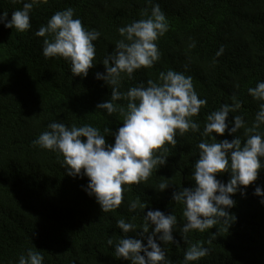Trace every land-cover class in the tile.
Returning <instances> with one entry per match:
<instances>
[{
	"label": "trees",
	"instance_id": "16d2710c",
	"mask_svg": "<svg viewBox=\"0 0 264 264\" xmlns=\"http://www.w3.org/2000/svg\"><path fill=\"white\" fill-rule=\"evenodd\" d=\"M154 4L160 5L169 25L157 41L161 58L153 67L135 72L133 79L125 77L121 91L146 85L149 79L158 81L161 72L174 70L191 76L198 97L207 100L194 118L201 132L207 115L232 105L233 97L241 107L229 115L230 127L235 115L242 116L249 128L255 122L262 102L248 89L264 82V0H36L29 31L0 24V264H19L29 249L41 251L43 264H131L115 255V244L124 238L117 221L135 223L136 231H141L144 215L153 210L177 216L174 243L157 240L172 264H184L185 252L197 243L209 253L190 264H264V204L254 194L257 186L264 189V169L254 184L242 188L246 195L238 192L232 197L236 205L228 210L236 217L232 225L221 223L183 238V206L173 200V193L195 187L198 144L205 139L200 133L177 136L175 146L167 145L166 165L158 166L146 182L125 186L129 190L121 206L107 213L85 191L87 177L67 175L61 154L33 146L53 122L69 127L89 124L102 134L105 128L116 133L123 126L118 112L109 116L97 109L99 103L110 101L111 88L97 80L96 73H105L103 60L122 39L118 29L147 19ZM22 7L0 0V15L7 12L10 20ZM67 8L85 28L101 33L94 42L95 66L86 78L74 76L64 58H46L45 37L35 35L52 15ZM222 46L224 53L217 57ZM115 103L126 105L123 100ZM257 131L264 133V125ZM243 133L242 129L237 135L244 138ZM235 138L227 132L216 135L217 142ZM105 139L115 143L114 135ZM217 179L226 185L231 174ZM162 182L169 187L160 192ZM137 199L148 207L129 211V203ZM128 235L140 238L138 233ZM143 242L146 245L147 240Z\"/></svg>",
	"mask_w": 264,
	"mask_h": 264
},
{
	"label": "clouds",
	"instance_id": "9594fccd",
	"mask_svg": "<svg viewBox=\"0 0 264 264\" xmlns=\"http://www.w3.org/2000/svg\"><path fill=\"white\" fill-rule=\"evenodd\" d=\"M11 2L20 3L23 7L13 11L10 20L8 13L4 12L0 15V24L18 32L29 31L32 27L30 14L36 0ZM74 16L72 8L57 11L35 35L45 37L43 55L46 58L62 57L70 62L74 76L86 78L95 66L94 42L101 33L88 30ZM168 28L160 5L154 4L147 19L133 21L118 29L122 39L103 60L105 73H96V79L111 88L110 101L99 103L97 109L105 110L109 116L118 112L123 119V126L116 133H110L105 128L102 134L97 127L89 124L69 127L53 122L48 126L49 130L33 141V146L61 154L67 175L87 177L89 183L85 191L94 196L102 211L107 213L121 206L124 193L129 190L125 186L146 182L158 166L166 165L167 145L175 146L177 136L200 133L205 139L198 144L199 159L192 175L195 187L173 193V200L183 206L185 223L180 231L186 240L187 234L193 231L203 233L221 223L232 225L236 220L228 211L236 206L232 197L238 192L246 195L242 188L254 184L264 169V133L257 131L264 125V82L248 89L256 101L262 102L252 127H247L240 115H235L230 127L229 115L241 107L233 97L232 105L224 104L207 115L202 132L194 118L207 105V100L198 97L191 76L168 70L159 74L158 81L149 79L146 85L141 83L122 92L121 84L125 77L133 79L135 72L151 68L160 60L157 41ZM223 53L222 46L216 56ZM122 100L126 101V105L115 103ZM242 129L244 138L237 135ZM226 132L236 138L231 142H217L216 135L224 136ZM107 135H114V144L107 143ZM224 173L231 174L226 185L217 179ZM168 187L169 184L162 182L158 191L163 192ZM254 194L261 197L264 204V189L257 186ZM147 207L139 199L129 203V211L132 212ZM177 225L175 214L166 215L160 210L148 211L144 215L141 231H136L138 226L135 223L119 219L117 227L124 233V238L115 244V255L131 264H172L157 240L163 244L174 243L173 232ZM129 233H138L140 238H132ZM144 239L147 240L146 245ZM107 243L112 245L113 240L109 239ZM208 253L209 250L200 243L193 244L185 252L184 264L199 261ZM43 262L44 257L39 250L29 249L26 255L19 257V264Z\"/></svg>",
	"mask_w": 264,
	"mask_h": 264
}]
</instances>
